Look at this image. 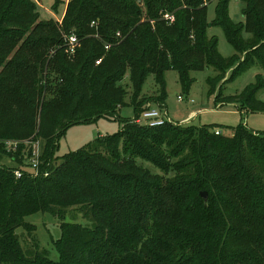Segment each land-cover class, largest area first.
I'll list each match as a JSON object with an SVG mask.
<instances>
[{"label": "trees", "instance_id": "16d2710c", "mask_svg": "<svg viewBox=\"0 0 264 264\" xmlns=\"http://www.w3.org/2000/svg\"><path fill=\"white\" fill-rule=\"evenodd\" d=\"M239 1L240 25L228 16L229 0H67L60 24L40 20L33 0H0V264H264V136L244 125L216 135L221 130L207 125L135 122L152 103L163 107L167 71L186 92L191 72L226 73L230 60L207 36L211 26L243 54L231 79L253 62L264 70V0ZM71 35L78 46L69 57ZM127 73L136 116L58 157L68 128L119 119ZM149 75L160 95L139 99ZM260 89L258 78L220 101L261 112ZM39 140V172L31 177L21 167ZM5 141L18 142L16 150ZM72 210L86 224L65 222ZM35 213L59 221L57 261L25 221ZM19 229L31 246L20 245Z\"/></svg>", "mask_w": 264, "mask_h": 264}, {"label": "rangeland", "instance_id": "374dc122", "mask_svg": "<svg viewBox=\"0 0 264 264\" xmlns=\"http://www.w3.org/2000/svg\"><path fill=\"white\" fill-rule=\"evenodd\" d=\"M33 2L36 5L40 20L61 23L67 0H59L57 4L56 0H33ZM215 4L216 2L213 1L207 7V20L209 24H213L215 18ZM228 16L236 25L243 23L242 4L239 0H229ZM207 36L216 40L219 55L223 59L230 60L226 73L219 74L213 68L191 72L190 77L193 82L186 92L178 83L177 73L169 70L164 74L165 98L163 100V107H159L155 103H152L150 107L157 109L163 118L175 124L183 126H213L225 134L230 133L231 128L244 125L250 131L264 136V111L247 112V109L242 111L240 109L244 107L239 103L225 104L220 101L221 97L240 95L247 87L256 84L258 78L264 81V70L257 62H253L249 68L240 71L231 79L232 71L242 59L243 54H236V51L228 42L220 27H209L207 29ZM241 37L243 40L250 39V35L245 31H242ZM213 78H218L219 80L215 85L210 87L209 80ZM119 86L126 92V96L123 99L124 105L119 107L117 112L119 119L116 121L98 119L93 123L75 125L68 128L64 136L59 140L56 152L58 157L82 149L100 135H110L118 132L122 128L124 121L132 120L136 116L137 110L131 102V97L134 94L133 86L128 73L119 83ZM159 95V86L156 84L154 76L149 75L139 92V99L150 96L157 98ZM43 96L41 100L44 99ZM178 97L181 98L180 101H178ZM256 100L264 104V89H260L257 92ZM148 106L146 105L145 107ZM191 113H195V116L191 117L192 119L189 118L187 121H184ZM38 142L39 146L36 147L40 154H42L44 142L41 140ZM8 163H10L8 166H14L12 162ZM57 163L59 164L60 161H57ZM28 166V160H25L24 166L21 168L30 173L31 169ZM72 220L81 225L86 224L76 210L70 211L65 217V222L67 223ZM25 221L35 227L34 238L40 249L47 252L50 260L57 261L58 253L54 242L60 238L61 234L59 221L50 214L42 213L27 216ZM17 234L20 245L23 248L32 245L28 233L19 229Z\"/></svg>", "mask_w": 264, "mask_h": 264}, {"label": "built area", "instance_id": "2783aa9c", "mask_svg": "<svg viewBox=\"0 0 264 264\" xmlns=\"http://www.w3.org/2000/svg\"><path fill=\"white\" fill-rule=\"evenodd\" d=\"M92 25H94V23H92ZM77 46H78V40L75 36L71 35V36L67 37L65 39V44H64L65 54L69 57L70 56L72 57L75 54V50H76ZM108 48H109V46H106V49H108ZM99 63H100V60L96 62V64H99ZM180 100H181V98L178 97V101H180ZM167 121H169V120L166 118H163L157 109L148 107L142 112L140 117L135 122L139 125H145L149 128H156V127L163 125ZM215 134L219 135V134H221V131L216 130ZM23 143L29 144V142H23ZM3 144H4L5 148L9 151L10 150H13V151L16 150V148L18 146V142H16V141H5V142H3ZM36 146H39V142L32 144L30 157L28 159V164H29L28 167L31 169V172L29 174L31 175V177L38 175V172H39L41 154H40L39 150H37ZM14 174L16 177H19L22 174V171L17 170L14 172Z\"/></svg>", "mask_w": 264, "mask_h": 264}, {"label": "water", "instance_id": "95a60500", "mask_svg": "<svg viewBox=\"0 0 264 264\" xmlns=\"http://www.w3.org/2000/svg\"><path fill=\"white\" fill-rule=\"evenodd\" d=\"M199 195H200L202 200H204V201L207 200V193L206 192H201Z\"/></svg>", "mask_w": 264, "mask_h": 264}, {"label": "crops", "instance_id": "0c3cea01", "mask_svg": "<svg viewBox=\"0 0 264 264\" xmlns=\"http://www.w3.org/2000/svg\"><path fill=\"white\" fill-rule=\"evenodd\" d=\"M240 112V111H239ZM241 113V112H240ZM195 113H191L184 121H187L189 118L192 119L191 117H194Z\"/></svg>", "mask_w": 264, "mask_h": 264}]
</instances>
